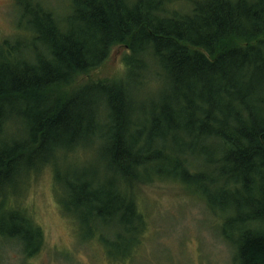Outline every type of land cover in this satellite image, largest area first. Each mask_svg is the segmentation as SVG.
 <instances>
[{
  "label": "trees",
  "instance_id": "16d2710c",
  "mask_svg": "<svg viewBox=\"0 0 264 264\" xmlns=\"http://www.w3.org/2000/svg\"><path fill=\"white\" fill-rule=\"evenodd\" d=\"M0 40V239L41 232L5 205L51 165L62 210L113 262L147 222L139 187L182 186L216 215L234 264H264V0H15ZM124 46L119 81L81 79ZM78 148L94 163L67 164Z\"/></svg>",
  "mask_w": 264,
  "mask_h": 264
},
{
  "label": "rangeland",
  "instance_id": "374dc122",
  "mask_svg": "<svg viewBox=\"0 0 264 264\" xmlns=\"http://www.w3.org/2000/svg\"><path fill=\"white\" fill-rule=\"evenodd\" d=\"M59 9L64 0H45ZM187 9L198 0H172ZM18 12L15 0H0V40L16 34ZM128 51L115 46L100 68L81 79L119 81L126 73ZM92 151L78 148L63 161L67 164L94 163ZM54 169L45 166L33 175L17 196L6 194L7 206L18 207L41 232V248L26 258L16 242L0 239V264H234V250L221 238L218 218L182 186L156 182L139 187L137 202L147 222L141 247L127 260L113 262L97 240L82 239L74 220L66 214L57 197Z\"/></svg>",
  "mask_w": 264,
  "mask_h": 264
}]
</instances>
